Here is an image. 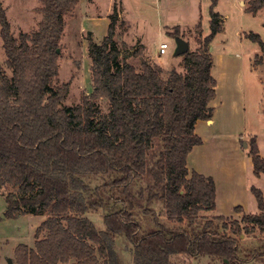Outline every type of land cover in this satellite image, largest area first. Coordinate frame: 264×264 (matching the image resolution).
Returning <instances> with one entry per match:
<instances>
[{
  "label": "trees",
  "instance_id": "obj_1",
  "mask_svg": "<svg viewBox=\"0 0 264 264\" xmlns=\"http://www.w3.org/2000/svg\"><path fill=\"white\" fill-rule=\"evenodd\" d=\"M80 0H39L37 28L14 36L0 2V37L8 74L0 66V192L5 216H45L33 246L18 244L16 264H117L113 245L124 238L133 264H174L173 258L239 264L264 258V242L244 249L241 235L264 232V199L250 191L255 214L239 221L217 216L211 177L187 169V157L202 144L197 121L211 120L216 81L211 42L223 18L210 0L209 33L183 54L182 71L165 70L143 57L124 58L114 40L118 13L109 16L106 36L88 38L92 92L75 107L63 105L69 84L52 87L58 76L65 17ZM264 0H247L256 15ZM200 29L201 23L195 26ZM171 38H180L179 27ZM245 38L264 55L258 34ZM108 104L101 113L97 102ZM247 154L255 177L264 158L255 137ZM158 207V208H157ZM103 212V229L88 218ZM163 219V220H162Z\"/></svg>",
  "mask_w": 264,
  "mask_h": 264
},
{
  "label": "rangeland",
  "instance_id": "obj_2",
  "mask_svg": "<svg viewBox=\"0 0 264 264\" xmlns=\"http://www.w3.org/2000/svg\"><path fill=\"white\" fill-rule=\"evenodd\" d=\"M140 1L128 0L127 2L126 0L127 4L123 5L122 0H113L108 7V0H80L77 7L65 17L64 32L59 47L58 76L52 81L54 88L65 83L69 84V91L63 103L65 107L77 106L81 103L82 96H88L92 92L91 62L87 54L88 38L96 44L102 41L106 36L109 16L113 10L118 13L114 40L122 53V58L133 65L138 64V59L133 55L137 49L143 57L165 70L174 68L182 71L180 67L182 57L173 55L176 38L169 37L174 32V28L179 25V36L188 43L190 51L197 49L199 43L209 33L207 7L211 4L210 0H164L166 4L157 7L161 15H156L153 11L147 12L146 6L143 7ZM0 2L14 36H17L19 32H31L37 28L41 20V15L37 11L40 7L39 0H0ZM231 4L232 0H222L217 10L226 11L229 18L227 21L223 20L224 30L211 42L213 68L214 72L218 73V82L222 81L226 84L228 76L234 82L233 89L228 93V103L232 94V98L239 105L238 121L234 123L235 129L241 128L244 135H256L264 153V55L256 43L244 37L245 34L253 32L260 36L264 44V9L256 15L246 13L241 24L242 28L239 30L241 35H238L235 27L238 26L239 17L237 9H233ZM244 5L247 7V0H244ZM132 7L146 11L142 14L149 19V25H146L147 22L145 24L136 19L131 12ZM214 11L216 12L215 9ZM195 19H200V29L195 27L199 21ZM162 43L168 48L164 55H159V46ZM0 66L10 74L5 66L1 37ZM239 82L240 84H237ZM97 106L101 113H107L106 101L99 100ZM227 129L228 127L225 126L219 129L220 134L224 135L223 138L227 134L232 135L227 132ZM232 136L237 141L238 136ZM229 140H232V137L226 138L227 143ZM193 149L195 154L201 151L199 147ZM227 151L219 154L218 157L211 158L215 157L213 167L205 158H196L197 169L207 173L211 168H216L217 161L218 163L228 162L227 167L230 169L231 157L234 155L232 156V149V152ZM186 166L189 172H192L193 168L188 164ZM6 193L7 190L0 192V264H16L15 247L20 243L33 246L35 229L46 217L37 215L6 217V203L3 197ZM248 213L256 212L250 210ZM241 215L242 213L235 212L226 217L239 221ZM102 217L101 210L88 214V218L97 229H103ZM241 239L244 249L257 248L264 242V232L256 231L251 235H241ZM113 248L117 264H133L131 247L124 238L117 237ZM172 260L174 264H219L205 258L189 260L174 256ZM243 264H264V258Z\"/></svg>",
  "mask_w": 264,
  "mask_h": 264
},
{
  "label": "crops",
  "instance_id": "obj_3",
  "mask_svg": "<svg viewBox=\"0 0 264 264\" xmlns=\"http://www.w3.org/2000/svg\"><path fill=\"white\" fill-rule=\"evenodd\" d=\"M143 7H145L148 11H153L156 15L160 14L159 7L162 4H166L163 2L164 0H141ZM140 1V3H141ZM128 2V0H127ZM222 0H218L214 9L220 15H222L223 20L229 18L228 13L226 11H217L220 7V3ZM113 3V0H108V7ZM123 5H126V0H122ZM232 8L237 9L238 13V26L235 27L236 33L241 35V24L243 22L245 12L244 0H232ZM129 6V5H128ZM208 5V12H209ZM240 7V8H238ZM133 8V9H132ZM131 8V12L134 13L136 19H139L140 22H143L146 25H149V19L142 14V9L139 8ZM197 13V12H195ZM248 14V13H247ZM108 14L106 13V16ZM161 15V14H160ZM105 16V18H106ZM197 18V17H196ZM107 19V18H106ZM108 20V19H107ZM199 20L200 19H195ZM201 20L203 17L201 16ZM138 21V20H137ZM198 23V21H197ZM196 24V23H195ZM194 24V25H195ZM179 27V25H177ZM224 30V29H223ZM211 75L216 81V89H215V98L210 103V107L214 109L211 120L207 121H197L195 125V133L202 139V144L197 146L201 148V151L193 153L194 149L190 152L187 157V164L192 167V171L197 172L201 175L211 177L214 180L216 187V199H215V214L217 216H230L235 213L234 209L236 207H241L244 213H248V211L257 212V204L254 196L252 195L250 188L254 187L261 191L264 199V175H260L259 177H255L253 174V167L250 157L247 154V145L250 138L255 137L256 145L261 157L264 158V153L259 144V138L256 135H244L243 130L235 129L234 123H237V113L239 105L236 103L235 99H233V95L230 94V99L228 103V93L233 89L234 82L230 76L226 78V84L222 81L218 82V73L214 72V68L212 66ZM237 84H240L237 83ZM228 87V89H227ZM233 99V100H232ZM237 120V121H236ZM225 126L227 132H230L232 135H236V139H233V136L227 134L225 138L224 135H221L219 129ZM225 132V131H222ZM228 143L226 138H231ZM241 139V140H240ZM227 149H230L227 151ZM232 149L233 154L231 157L232 161L230 163V169L227 167L228 162L218 163L215 162L216 168H211L207 173H202L199 169H197L198 164H196V158H205L211 167H213V160L211 159L213 156H219V154H223L230 152ZM220 151V152H219ZM231 151V152H232ZM219 152V153H218ZM255 214V213H253Z\"/></svg>",
  "mask_w": 264,
  "mask_h": 264
},
{
  "label": "water",
  "instance_id": "obj_4",
  "mask_svg": "<svg viewBox=\"0 0 264 264\" xmlns=\"http://www.w3.org/2000/svg\"><path fill=\"white\" fill-rule=\"evenodd\" d=\"M189 50V46L188 43L183 41L180 38L176 39V47L174 50L173 55L174 56H182L183 54H185L187 51ZM57 53H59V50H57ZM11 264V263H9Z\"/></svg>",
  "mask_w": 264,
  "mask_h": 264
},
{
  "label": "built area",
  "instance_id": "obj_5",
  "mask_svg": "<svg viewBox=\"0 0 264 264\" xmlns=\"http://www.w3.org/2000/svg\"><path fill=\"white\" fill-rule=\"evenodd\" d=\"M167 48L168 47H167L166 44H164V43L160 44V46H159V55H164Z\"/></svg>",
  "mask_w": 264,
  "mask_h": 264
}]
</instances>
